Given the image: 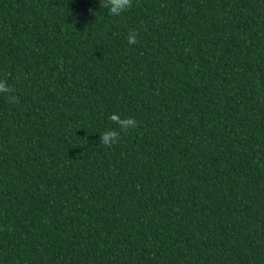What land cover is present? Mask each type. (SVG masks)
I'll list each match as a JSON object with an SVG mask.
<instances>
[{"label":"trees","instance_id":"obj_1","mask_svg":"<svg viewBox=\"0 0 264 264\" xmlns=\"http://www.w3.org/2000/svg\"><path fill=\"white\" fill-rule=\"evenodd\" d=\"M0 80V264H264V0H0Z\"/></svg>","mask_w":264,"mask_h":264},{"label":"clouds","instance_id":"obj_2","mask_svg":"<svg viewBox=\"0 0 264 264\" xmlns=\"http://www.w3.org/2000/svg\"><path fill=\"white\" fill-rule=\"evenodd\" d=\"M99 4L100 8L107 9L111 16L120 17L133 7V0H99ZM138 35V32L130 30L127 36L128 44L136 45L139 42ZM0 95L6 96L10 104L19 103V98L13 94V89L8 85L7 80H0ZM109 120L116 125V128L108 129L100 134L99 141L103 146L109 148L121 140L122 134H127L138 126L134 118L122 117L119 113L111 114Z\"/></svg>","mask_w":264,"mask_h":264}]
</instances>
